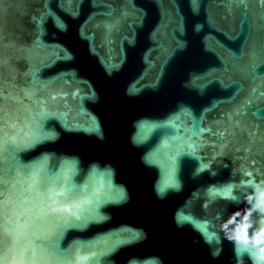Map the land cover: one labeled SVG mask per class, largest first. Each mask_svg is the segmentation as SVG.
Listing matches in <instances>:
<instances>
[{"label":"water","instance_id":"1","mask_svg":"<svg viewBox=\"0 0 264 264\" xmlns=\"http://www.w3.org/2000/svg\"><path fill=\"white\" fill-rule=\"evenodd\" d=\"M264 0H0V264H264Z\"/></svg>","mask_w":264,"mask_h":264},{"label":"clouds","instance_id":"2","mask_svg":"<svg viewBox=\"0 0 264 264\" xmlns=\"http://www.w3.org/2000/svg\"><path fill=\"white\" fill-rule=\"evenodd\" d=\"M261 199L264 200V193H261ZM260 251H261V254L258 256V260L264 261V249H261Z\"/></svg>","mask_w":264,"mask_h":264}]
</instances>
